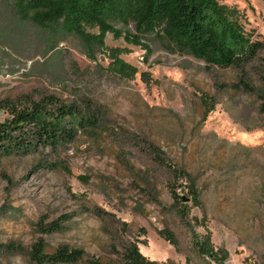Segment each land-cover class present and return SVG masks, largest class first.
Masks as SVG:
<instances>
[{
  "label": "rangeland",
  "instance_id": "obj_1",
  "mask_svg": "<svg viewBox=\"0 0 264 264\" xmlns=\"http://www.w3.org/2000/svg\"><path fill=\"white\" fill-rule=\"evenodd\" d=\"M213 1L259 45L252 62L211 65L157 34L143 40L147 57L123 24V37L108 34L94 58L65 32L50 51L52 30L0 1V123L41 102L90 109L98 120L64 148L0 162V264H34L40 239L48 253L83 251L77 264H125L128 241L160 264H217L198 254L195 236H209L224 264H264V0ZM117 50L135 77L113 73ZM175 170L194 179L200 206ZM54 222L61 230L50 233Z\"/></svg>",
  "mask_w": 264,
  "mask_h": 264
},
{
  "label": "trees",
  "instance_id": "obj_2",
  "mask_svg": "<svg viewBox=\"0 0 264 264\" xmlns=\"http://www.w3.org/2000/svg\"><path fill=\"white\" fill-rule=\"evenodd\" d=\"M12 2L22 21L52 30L50 42L65 32L82 40L88 55L95 57V49L104 50L108 34L123 37L115 25L134 26L137 34H125L130 43L143 45L148 56L152 49L143 44L148 35L157 34L175 51L186 53L211 65L228 68L252 62L258 55L259 45L246 35L242 25L229 18L213 0H0ZM97 30L98 33H93ZM121 52L112 54L113 73L124 78H133L136 70L120 59ZM264 112V106H263ZM98 120L90 109L82 110L75 105L59 102L52 105L34 103L31 107L12 112V117L0 123V162L13 156L34 154L40 148L56 151L75 141L79 130L94 128ZM177 180L185 178L188 194L196 206H200L199 194L194 179L184 171H174ZM171 189L175 203L183 205L184 197ZM61 230L60 222H54L50 233ZM160 236L172 246L177 242L172 232L162 230ZM198 254L210 262L224 264L227 256L220 258L208 237L194 238ZM34 264H77L85 254L81 250L62 247L54 253L47 252V245L40 239L30 253ZM125 264H160L145 257L134 241L124 248ZM93 264H103L99 260Z\"/></svg>",
  "mask_w": 264,
  "mask_h": 264
}]
</instances>
